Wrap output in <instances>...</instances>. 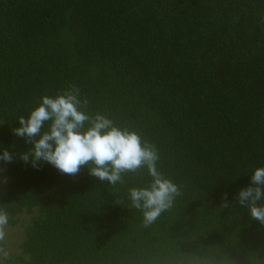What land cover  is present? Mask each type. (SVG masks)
Segmentation results:
<instances>
[{"label": "trees", "instance_id": "trees-1", "mask_svg": "<svg viewBox=\"0 0 264 264\" xmlns=\"http://www.w3.org/2000/svg\"><path fill=\"white\" fill-rule=\"evenodd\" d=\"M71 84L180 186L147 227L128 198L146 167L113 186L20 159L18 118ZM0 149V209L24 233L3 264H264V225L234 204L264 167V0H0Z\"/></svg>", "mask_w": 264, "mask_h": 264}, {"label": "clouds", "instance_id": "clouds-1", "mask_svg": "<svg viewBox=\"0 0 264 264\" xmlns=\"http://www.w3.org/2000/svg\"><path fill=\"white\" fill-rule=\"evenodd\" d=\"M88 106V99L81 98L80 88L75 84L59 90L55 96H42L30 115L20 116V126L12 129L15 136L33 145L20 159L36 170L47 163L71 176L87 166L91 176L113 186L123 183L122 174L137 173L146 167L151 182L146 187L129 188L128 198L131 207L142 212L147 227L182 195L180 186L158 170L160 156L155 144L102 113H90ZM0 162L12 163V153L0 149ZM223 201L224 208L232 205L226 193ZM261 201H264V167L254 169L251 186L238 191L234 204L246 208L253 220L264 225ZM8 223L7 213L0 209V241L5 239ZM0 253L7 255L3 248Z\"/></svg>", "mask_w": 264, "mask_h": 264}, {"label": "rangeland", "instance_id": "rangeland-1", "mask_svg": "<svg viewBox=\"0 0 264 264\" xmlns=\"http://www.w3.org/2000/svg\"><path fill=\"white\" fill-rule=\"evenodd\" d=\"M28 216L23 215L21 219H26ZM27 220H29L27 218ZM19 225L16 226H7L5 228L6 236L3 241H0V248L4 249V252L17 255L20 252V242L24 239V233L22 229L19 227ZM0 264H3L2 261H0Z\"/></svg>", "mask_w": 264, "mask_h": 264}]
</instances>
